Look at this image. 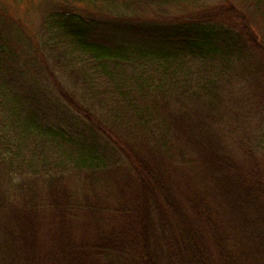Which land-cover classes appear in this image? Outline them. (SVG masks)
<instances>
[{"label": "trees", "instance_id": "trees-1", "mask_svg": "<svg viewBox=\"0 0 264 264\" xmlns=\"http://www.w3.org/2000/svg\"><path fill=\"white\" fill-rule=\"evenodd\" d=\"M138 2L148 0L52 1L35 33L1 8L0 264H264V162L249 144L238 156L213 122L193 116L190 104L203 102L187 85L194 65L199 79L262 66L264 43L247 17L230 22L233 10L220 20L135 19ZM53 70L102 91L126 132L64 85L65 119L45 122L22 78ZM165 139L189 142L198 173L166 156ZM111 180L123 198L100 195Z\"/></svg>", "mask_w": 264, "mask_h": 264}, {"label": "rangeland", "instance_id": "rangeland-1", "mask_svg": "<svg viewBox=\"0 0 264 264\" xmlns=\"http://www.w3.org/2000/svg\"><path fill=\"white\" fill-rule=\"evenodd\" d=\"M52 1L58 3L60 0H0V10L2 8V15L6 14L16 22H24V26L28 28L29 32L35 33L43 22L46 8H49L48 3ZM255 1L167 0L157 3L155 0H148L145 4L138 2L131 7L138 9L135 19H160L170 22L197 18L206 19L213 14L217 15L216 19L220 20L226 17L230 10H233L236 19L230 22L240 23L243 26V20L247 17L250 26L264 43V9L256 8ZM43 3H46V7L41 10L40 7ZM76 5L82 9L88 7L85 3H76ZM99 12L96 11L94 15L99 16ZM193 68L195 70L188 76L187 85L197 98L193 97L191 102L201 101L203 103H198L196 106L190 104L189 109L192 115L198 114L196 118L213 122L216 130L212 133L219 136L238 156L246 157V150L250 148L264 162V63L259 67L254 59L242 64L236 63L226 68H220V70L213 68L207 72L217 74L215 77L207 75L200 79L198 74L202 71L195 65ZM41 74L36 73V77L33 74H28L22 79L29 78L32 81L33 89L30 93L35 94L36 100L40 103V113L44 115L45 122L58 123L59 118L65 119L66 116L58 111L60 103L65 106L60 92V86L64 85L71 96L73 94V97L79 101L84 100L94 109L100 119L115 127V131L118 130V135L126 132L124 126L128 125L119 123L123 116H119L120 112L117 108H115L116 111L113 109V105L109 103L108 97L102 91L84 87L81 80L75 84L71 80V76L63 73L58 74V70H53L48 74L43 71ZM67 122L70 121L62 120L60 124L65 123L64 126L67 127ZM122 126L123 130L120 129ZM197 126L206 125L199 123ZM206 131L209 133L207 127ZM200 141L204 142L202 139ZM161 143L168 146L169 153L166 156L176 166L185 164L192 173H198L194 171L197 164L194 166L190 162L194 151L191 152L192 148L186 139H165ZM161 143L156 142L155 145H161ZM245 144L246 147H244ZM111 149L110 151H112ZM110 178L113 179V176ZM120 178L121 176H117L118 180ZM123 178L120 181H123ZM70 181L75 186H81L84 183L83 179L77 176H73ZM101 185L102 183L97 184V186ZM97 189L101 196H105L107 193L113 200L124 197L119 194L118 183L113 180L108 183L107 190L106 187L104 190ZM230 232L234 235L237 234L236 230H230Z\"/></svg>", "mask_w": 264, "mask_h": 264}]
</instances>
